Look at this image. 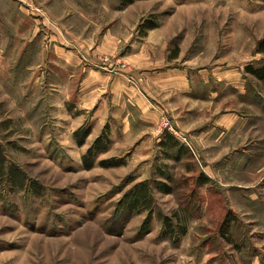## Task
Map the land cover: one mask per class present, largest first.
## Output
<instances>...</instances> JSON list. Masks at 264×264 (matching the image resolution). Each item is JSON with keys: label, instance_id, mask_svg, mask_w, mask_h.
<instances>
[{"label": "rangeland", "instance_id": "374dc122", "mask_svg": "<svg viewBox=\"0 0 264 264\" xmlns=\"http://www.w3.org/2000/svg\"><path fill=\"white\" fill-rule=\"evenodd\" d=\"M42 1L46 10L32 0L36 14L13 18L0 0V264H264V80L246 70L264 67V0ZM144 23L172 31L166 45L151 46L152 59L188 68L194 92L158 124L179 143L141 152L111 145L107 126L92 134L95 114L65 88L80 84L84 67L100 69L92 46L108 29L140 44L151 30ZM42 33L74 43L58 44L60 53ZM131 40L102 70L113 72ZM71 56L80 65L64 64ZM128 61L122 69L131 70ZM226 76L253 92V106L235 93L218 97L229 91ZM227 108L253 113L247 140L218 143ZM145 180L172 188L153 185L151 213L127 199Z\"/></svg>", "mask_w": 264, "mask_h": 264}, {"label": "crops", "instance_id": "0c3cea01", "mask_svg": "<svg viewBox=\"0 0 264 264\" xmlns=\"http://www.w3.org/2000/svg\"><path fill=\"white\" fill-rule=\"evenodd\" d=\"M21 1H23L22 5L16 0H6L8 5L6 12L11 13L13 18H16L19 14H36L35 10L38 7H45L41 4L43 3L42 0H38V7L31 4L32 0ZM18 5L20 8L25 6L26 10L20 9ZM12 26L15 28V25ZM29 26L30 24L26 29H29ZM166 30L165 28H152L148 36L141 38V42L138 44L136 40H131L129 37L126 39L123 34H117L108 29L102 41L92 46V55L101 57H109L108 53L112 51L114 53V51L120 49L123 40L124 42L131 40L130 45L132 48L130 53L125 54L120 50L122 58L115 60L118 65L113 68V72L105 71V67L98 65L100 61L92 59V64L100 69L84 67L82 69L84 76L80 79V84L75 87L67 86L65 88L68 91V96L69 93L77 92L76 100H78V104L84 110V113L90 111L89 113L93 112L95 114L90 120L93 127L92 134L94 132L101 133L107 126L111 131V145L125 144L135 146L136 151H141L139 147L146 148L151 145H157L162 140V134L159 135L158 133V124L163 114L170 118L169 116H178L182 113L180 107L183 105L184 99L191 97L194 92L191 87L194 81L190 70L173 66L171 62L174 58H168V60L167 58L163 60L152 59L154 50L151 46L166 45L170 38L167 35H170L172 31ZM158 34L162 36L157 37ZM24 36L28 37L27 41H31V29ZM41 36L45 44H57L54 46L60 53L64 50L58 44L74 43L73 40L70 41L69 39L67 42L63 39L61 40L58 36H52L48 40L47 33H42ZM70 54L66 52V56H70ZM66 58L67 61L64 64L68 65L77 62L72 56ZM123 61H128L132 64L131 70L121 68L119 63ZM110 62H113V59ZM76 64L80 65V62ZM113 65L111 66L113 67ZM70 76L73 77V75ZM199 76L204 77L201 74ZM221 80L225 81V88L226 90L229 89V91L224 90L221 93L218 91V97L221 96L222 99L225 97L223 95L230 93L233 95L235 93L245 99L246 104L250 105L251 103L252 105L250 98L253 97V92H249L248 89H239L238 82L234 81L236 77L226 76ZM66 100L68 99H65L64 103ZM230 102H233V100ZM165 109L169 112H166ZM226 110L228 113H222L218 116V131L220 130L222 133L218 136V143L219 141H221V144L230 141L238 144L245 139L247 140L254 129L251 123L253 120L250 118L253 113L247 111L244 116L238 113L235 108H227ZM121 138H125L126 141H120L119 139ZM254 262L255 260L249 261L247 264H254Z\"/></svg>", "mask_w": 264, "mask_h": 264}, {"label": "trees", "instance_id": "16d2710c", "mask_svg": "<svg viewBox=\"0 0 264 264\" xmlns=\"http://www.w3.org/2000/svg\"><path fill=\"white\" fill-rule=\"evenodd\" d=\"M134 1H136V0H120L122 5L131 4ZM144 24H146V26H147L146 28H148V29H152V28L156 27L155 24H147V23H144ZM258 52L264 53V41L260 43V45L258 47ZM246 70H247V72H250L252 75H254L256 78H258L260 80H264V67L254 68V67H251V66H247ZM107 129L108 128L106 127V130ZM81 131H82V129L78 130L76 134L79 135V133ZM89 133H90V129L85 130V132H83V137H87ZM103 137H105V136L102 135L101 137L98 138L99 139V140H97L98 144H99V141ZM167 138H170V141H172L173 144L174 143L175 144L179 143L174 135L165 132L163 134L162 140L159 143L160 146L165 148L168 145H170V142H168ZM91 151H93V150H91ZM83 160L90 167L94 165V162L92 161L94 159L91 158V160H90L87 157V155L84 157ZM119 164H121V163L120 162L113 163V165H119ZM202 178H204V177L201 174L200 175V179L198 178V180L200 181V180H202ZM167 179L171 180L172 178L170 176H167ZM206 180H208V178H205L204 182H206ZM154 184H156V186H155L156 188L162 190L163 192H167V193H171L172 192V188L169 186V184L168 183H163L162 181L161 182L160 181L154 182L153 180H145L143 182H140L139 184L135 185V187L133 188L132 192H130L129 196L127 197L129 205L132 206V209H134V210L135 209L148 210L151 213V211H152L151 204H152V201L154 200L153 199V189H154L153 185ZM227 225H228V216H227V218L225 220V223H224V226H227ZM168 226L173 227L174 223L171 222L170 225H168ZM184 231H186V229H184Z\"/></svg>", "mask_w": 264, "mask_h": 264}, {"label": "built area", "instance_id": "2783aa9c", "mask_svg": "<svg viewBox=\"0 0 264 264\" xmlns=\"http://www.w3.org/2000/svg\"><path fill=\"white\" fill-rule=\"evenodd\" d=\"M108 60H109L108 57H101L99 61L100 62H108ZM106 66H107V64H106ZM162 127H164L165 130H167L169 132L174 130L170 120L168 118H166V117H165V119H164V121L162 123Z\"/></svg>", "mask_w": 264, "mask_h": 264}]
</instances>
